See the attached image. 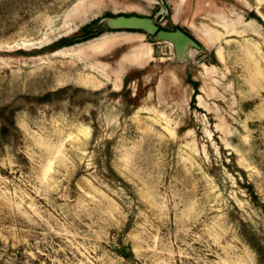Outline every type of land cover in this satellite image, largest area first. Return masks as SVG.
I'll return each instance as SVG.
<instances>
[{
	"label": "rangeland",
	"instance_id": "rangeland-1",
	"mask_svg": "<svg viewBox=\"0 0 264 264\" xmlns=\"http://www.w3.org/2000/svg\"><path fill=\"white\" fill-rule=\"evenodd\" d=\"M0 264H264V0H0Z\"/></svg>",
	"mask_w": 264,
	"mask_h": 264
},
{
	"label": "water",
	"instance_id": "water-1",
	"mask_svg": "<svg viewBox=\"0 0 264 264\" xmlns=\"http://www.w3.org/2000/svg\"><path fill=\"white\" fill-rule=\"evenodd\" d=\"M109 23L112 28H139L148 30L151 34L156 35L160 39L173 42L178 52H183L189 43H192L196 47H200L197 40L186 32L188 31L187 27L176 30L161 29L152 19L137 15H119L109 19Z\"/></svg>",
	"mask_w": 264,
	"mask_h": 264
},
{
	"label": "trees",
	"instance_id": "trees-1",
	"mask_svg": "<svg viewBox=\"0 0 264 264\" xmlns=\"http://www.w3.org/2000/svg\"><path fill=\"white\" fill-rule=\"evenodd\" d=\"M86 27H87V25L83 26L81 29H85ZM99 33H100V31L90 32L89 34L83 36V39H89V38L95 37V36L99 35ZM74 39H77V38H73V39L72 38L69 39V38H66V37L65 38H61V40L58 43L59 45L58 46H54L55 47L54 49L60 48V47H62V45L72 44V43H74L73 41H75ZM192 83H193V86H194V89H195V92H194L192 98H193V100H195V96H196V94L199 91V83H198V81H195V80H192Z\"/></svg>",
	"mask_w": 264,
	"mask_h": 264
},
{
	"label": "flooded vegetation",
	"instance_id": "flooded-vegetation-1",
	"mask_svg": "<svg viewBox=\"0 0 264 264\" xmlns=\"http://www.w3.org/2000/svg\"><path fill=\"white\" fill-rule=\"evenodd\" d=\"M192 37V36H191Z\"/></svg>",
	"mask_w": 264,
	"mask_h": 264
}]
</instances>
